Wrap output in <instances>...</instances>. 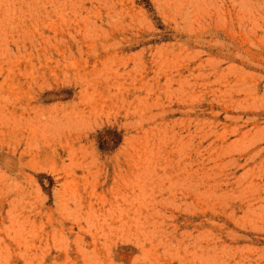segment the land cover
Returning a JSON list of instances; mask_svg holds the SVG:
<instances>
[{"label":"rangeland","instance_id":"1","mask_svg":"<svg viewBox=\"0 0 264 264\" xmlns=\"http://www.w3.org/2000/svg\"><path fill=\"white\" fill-rule=\"evenodd\" d=\"M0 0V264H264V0Z\"/></svg>","mask_w":264,"mask_h":264},{"label":"trees","instance_id":"2","mask_svg":"<svg viewBox=\"0 0 264 264\" xmlns=\"http://www.w3.org/2000/svg\"><path fill=\"white\" fill-rule=\"evenodd\" d=\"M143 3L144 4H146V6L148 7V6H150V4H149V1L148 0H143Z\"/></svg>","mask_w":264,"mask_h":264}]
</instances>
